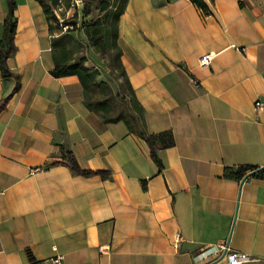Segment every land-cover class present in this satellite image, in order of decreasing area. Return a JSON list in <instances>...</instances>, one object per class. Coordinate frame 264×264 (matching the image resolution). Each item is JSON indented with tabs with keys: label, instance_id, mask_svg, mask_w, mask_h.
Here are the masks:
<instances>
[{
	"label": "crops",
	"instance_id": "0c3cea01",
	"mask_svg": "<svg viewBox=\"0 0 264 264\" xmlns=\"http://www.w3.org/2000/svg\"><path fill=\"white\" fill-rule=\"evenodd\" d=\"M15 1L8 64L21 87L0 113V264H210L229 238L264 264V0H203L208 11L127 0L115 76L82 62L41 0ZM6 13L0 0V41ZM16 83L0 70V99ZM168 131L160 166L148 137ZM67 158L110 175H80ZM240 166L263 170L226 174Z\"/></svg>",
	"mask_w": 264,
	"mask_h": 264
},
{
	"label": "rangeland",
	"instance_id": "374dc122",
	"mask_svg": "<svg viewBox=\"0 0 264 264\" xmlns=\"http://www.w3.org/2000/svg\"><path fill=\"white\" fill-rule=\"evenodd\" d=\"M57 17V32L70 33L63 26L70 23L71 31L80 42L78 55L82 62L89 61L93 68L104 74L114 75L117 64L115 48V23L124 0H83L80 9L71 7L72 0H46ZM85 6V12L82 7ZM100 19V24L96 23ZM101 38L98 44L95 39ZM117 74V73H116Z\"/></svg>",
	"mask_w": 264,
	"mask_h": 264
},
{
	"label": "trees",
	"instance_id": "16d2710c",
	"mask_svg": "<svg viewBox=\"0 0 264 264\" xmlns=\"http://www.w3.org/2000/svg\"><path fill=\"white\" fill-rule=\"evenodd\" d=\"M127 0H124L123 5L120 9V11L117 14V18L124 7L125 3ZM170 1V0H168ZM195 5L198 7L202 8L205 11H208V6L203 0H192ZM43 2L45 9L49 12V17L51 20H57V17L50 9V6L47 4L46 0H41ZM7 4V13L5 17V39L3 41H0V70H1V75L3 77H14L17 80L16 86L14 88V91L11 95L4 97L0 99V113L7 107L12 95L16 93L20 87H21V81H20V75L16 74L9 66L8 64V59L9 57L16 52V45H15V35L17 32V16H16V8H17V3L15 0H6ZM82 11L85 12V6L82 7ZM96 23L100 24V19L98 18L96 20ZM67 25H70V23H67ZM70 33L72 32V29H69ZM101 38L95 39V43L98 44L100 42ZM55 74H58V70L53 71ZM161 137L163 139V145L164 146H173L175 144L174 136L171 131L161 133V134H151L148 137V142L151 148V155L153 159L161 166V160L157 154V148L155 146V140L157 138ZM69 161V164L73 171L76 173L83 175V176H93V175H101L105 178L109 177L110 173L108 171H101V170H92V169H86L80 166V164L73 158H67ZM258 169L257 167H252V166H240L237 168V171L235 173L231 172V168H227V175H235L236 177H244L248 175L249 173L255 171Z\"/></svg>",
	"mask_w": 264,
	"mask_h": 264
},
{
	"label": "built area",
	"instance_id": "2783aa9c",
	"mask_svg": "<svg viewBox=\"0 0 264 264\" xmlns=\"http://www.w3.org/2000/svg\"><path fill=\"white\" fill-rule=\"evenodd\" d=\"M82 4H83V0H72L71 8L79 10ZM61 26L64 27V30H68L69 28L68 25L63 26V24H61ZM212 59H213V56L211 54L203 55L200 58V64L202 66H207L211 63ZM255 106L259 109H264V101L257 100L255 103ZM42 169H43L42 167H32L31 172L36 173L38 171H41ZM103 251L104 249H102V252ZM224 253H225V256H227L229 259V264H247L250 261H252V259L246 253L230 251L228 243H221L217 247L218 258L221 257ZM62 259H63L62 255L58 256L55 259V264H63Z\"/></svg>",
	"mask_w": 264,
	"mask_h": 264
},
{
	"label": "water",
	"instance_id": "95a60500",
	"mask_svg": "<svg viewBox=\"0 0 264 264\" xmlns=\"http://www.w3.org/2000/svg\"><path fill=\"white\" fill-rule=\"evenodd\" d=\"M261 170H263V167H260V168L256 169L255 171L249 173V174L246 176V178L249 177V176L252 175V174H255V173L261 171ZM246 178H245V179H246ZM229 240H230V238H229ZM229 240H228V244H229ZM224 256H225V253H224L221 257H219L218 259H216L215 261L211 262L210 264H213L214 262H217V261L223 259Z\"/></svg>",
	"mask_w": 264,
	"mask_h": 264
}]
</instances>
